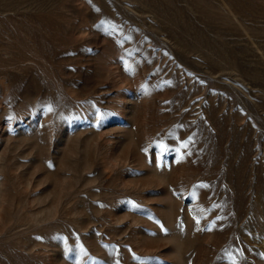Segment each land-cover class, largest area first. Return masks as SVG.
I'll return each mask as SVG.
<instances>
[{
	"label": "rangeland",
	"instance_id": "obj_1",
	"mask_svg": "<svg viewBox=\"0 0 264 264\" xmlns=\"http://www.w3.org/2000/svg\"><path fill=\"white\" fill-rule=\"evenodd\" d=\"M0 264H264V0H0Z\"/></svg>",
	"mask_w": 264,
	"mask_h": 264
},
{
	"label": "snow or ice",
	"instance_id": "obj_2",
	"mask_svg": "<svg viewBox=\"0 0 264 264\" xmlns=\"http://www.w3.org/2000/svg\"><path fill=\"white\" fill-rule=\"evenodd\" d=\"M49 111H51V109H49Z\"/></svg>",
	"mask_w": 264,
	"mask_h": 264
}]
</instances>
